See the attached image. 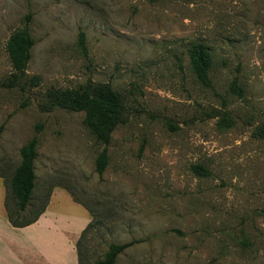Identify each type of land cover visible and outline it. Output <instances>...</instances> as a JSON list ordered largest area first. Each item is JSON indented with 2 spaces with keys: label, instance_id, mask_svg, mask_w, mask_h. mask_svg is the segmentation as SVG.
Instances as JSON below:
<instances>
[{
  "label": "rangeland",
  "instance_id": "374dc122",
  "mask_svg": "<svg viewBox=\"0 0 264 264\" xmlns=\"http://www.w3.org/2000/svg\"><path fill=\"white\" fill-rule=\"evenodd\" d=\"M25 26L35 41L27 74L40 83L7 89V42ZM195 43L213 56L211 88L191 69ZM88 81L109 83L124 101L107 146L84 112L44 110L47 90ZM223 116L231 127L219 125ZM261 124L264 0H0V183L6 197L21 149L37 136L26 217L50 192L82 204L92 215L83 264L131 241L116 264H264Z\"/></svg>",
  "mask_w": 264,
  "mask_h": 264
},
{
  "label": "trees",
  "instance_id": "16d2710c",
  "mask_svg": "<svg viewBox=\"0 0 264 264\" xmlns=\"http://www.w3.org/2000/svg\"><path fill=\"white\" fill-rule=\"evenodd\" d=\"M28 18H30V15H28ZM79 44L86 50L84 33H80ZM34 45L35 41L27 26L10 36L7 42V52L13 66V72L2 83L4 88L25 91L30 87L39 85V76L30 77L27 74L31 50ZM189 58L191 69L197 81L203 86L211 88L210 73L213 66V56L209 47L204 43L193 44L189 49ZM238 87L237 82L234 81L232 88L238 89ZM57 108L73 112H84L85 125L91 130L96 141L105 146L110 143L115 129L125 121L123 98L109 83L88 81L77 88H51L45 93L44 110L51 111ZM232 124V120L228 116H223L219 123L223 128H229ZM253 136L258 139H264V124L255 128ZM37 145L38 139L37 136H34L21 149V163L15 169L8 182L5 207L11 225L16 228H23L38 221L49 204L51 192L43 198L40 207L34 215L29 218L26 217L34 201V189L36 186L34 163L37 158ZM108 161V151L105 147L96 159V171L100 176L105 171ZM91 224L83 231L77 243L79 264H83L79 245ZM133 244H135V241L124 244H110L104 258L96 264H116L118 256Z\"/></svg>",
  "mask_w": 264,
  "mask_h": 264
},
{
  "label": "crops",
  "instance_id": "0c3cea01",
  "mask_svg": "<svg viewBox=\"0 0 264 264\" xmlns=\"http://www.w3.org/2000/svg\"><path fill=\"white\" fill-rule=\"evenodd\" d=\"M61 195L62 204L54 208L52 200ZM51 196L38 221L16 228L8 219L0 183V264H79L77 243L92 215L65 192Z\"/></svg>",
  "mask_w": 264,
  "mask_h": 264
}]
</instances>
